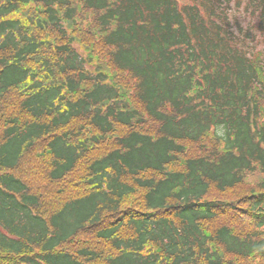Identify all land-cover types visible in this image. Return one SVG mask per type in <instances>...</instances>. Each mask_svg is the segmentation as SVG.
<instances>
[{"label": "trees", "instance_id": "16d2710c", "mask_svg": "<svg viewBox=\"0 0 264 264\" xmlns=\"http://www.w3.org/2000/svg\"><path fill=\"white\" fill-rule=\"evenodd\" d=\"M0 264H264V0H0Z\"/></svg>", "mask_w": 264, "mask_h": 264}, {"label": "rangeland", "instance_id": "374dc122", "mask_svg": "<svg viewBox=\"0 0 264 264\" xmlns=\"http://www.w3.org/2000/svg\"><path fill=\"white\" fill-rule=\"evenodd\" d=\"M20 16H21L20 14H12L10 17H20ZM74 46L77 48V50L82 56L87 57L88 54L78 42H74ZM91 66L93 67V69H95V64H91Z\"/></svg>", "mask_w": 264, "mask_h": 264}]
</instances>
